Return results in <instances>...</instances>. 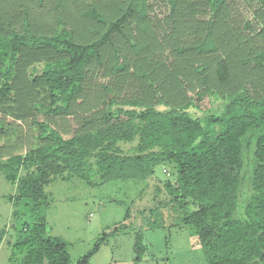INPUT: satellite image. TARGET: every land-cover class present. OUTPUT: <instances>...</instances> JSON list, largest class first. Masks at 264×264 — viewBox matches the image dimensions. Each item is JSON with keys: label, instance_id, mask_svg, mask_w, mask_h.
Returning <instances> with one entry per match:
<instances>
[{"label": "trees", "instance_id": "trees-1", "mask_svg": "<svg viewBox=\"0 0 264 264\" xmlns=\"http://www.w3.org/2000/svg\"><path fill=\"white\" fill-rule=\"evenodd\" d=\"M42 1L30 3L42 7L36 18L56 14L52 32L33 27L29 7L17 22L0 0V104L25 99L21 110L43 115L33 121L37 141L25 152L10 153L12 145L0 144V172L17 183L15 200L31 201L36 212L48 206L45 187L56 177L78 176L92 185L89 171L96 168L97 184L145 180L168 163L176 175L163 183L168 201L182 210V223L197 238L206 264H264V8L261 29L245 32L226 10L233 0H168L167 62L168 38L155 32L147 0L125 6L111 0L121 11L111 19L95 7L81 10L93 19L91 36L84 30L81 40L77 35L86 27L72 13L78 1ZM195 5L210 11V18ZM41 59L39 73L28 78L26 68ZM90 69L103 70L107 81L94 86ZM37 90L45 94L33 101ZM94 93V99L101 96L100 110L89 108L83 116ZM205 94L211 105L197 116L190 109ZM69 114L76 126L65 136L56 124ZM5 131L0 123V136ZM36 216L27 237L16 243L27 250L19 264H69L67 243L47 234L45 216ZM125 227L120 223L112 232ZM106 239V233L99 236L76 264H89ZM145 251L137 231L132 264H141Z\"/></svg>", "mask_w": 264, "mask_h": 264}, {"label": "rangeland", "instance_id": "rangeland-1", "mask_svg": "<svg viewBox=\"0 0 264 264\" xmlns=\"http://www.w3.org/2000/svg\"><path fill=\"white\" fill-rule=\"evenodd\" d=\"M1 1H5V11L12 10L11 14L16 16L17 22L22 17L24 8L29 7V15L31 19L33 17V21L31 20L33 27L41 32L53 31L56 23L54 12L36 18L37 11L42 7L30 3L31 0ZM15 1L18 4L14 3ZM48 1L43 0L42 2L45 4ZM50 1L56 3L58 0ZM59 1L63 4V0ZM77 1L76 8L79 10H73L72 13L82 21V26L86 27L80 31L81 34L77 35L80 40L84 33L82 31L85 30L87 35L91 36L93 27V19L83 17L81 10L87 9L88 6L95 7V10L101 12L107 19L121 13L116 6H110L111 0ZM128 1L122 0L123 6ZM228 6L226 10H232L234 13L235 20H231V22L236 29L253 32V30L259 31L263 26L259 20V11L261 12V8L264 6L258 0H233L228 2ZM195 7L199 11L201 9L203 12L208 11L204 6L202 8L195 5ZM146 8L148 17L155 25V32L158 33L161 40L165 41L172 29L169 24H165L166 16L170 13L169 1L147 0ZM203 15L205 19H208L211 12L208 11ZM152 17L155 19L153 20ZM15 26L20 30L19 23ZM105 27L106 25H102L101 30H104ZM169 41L170 37L165 41V44L163 42L166 47L163 49V55L167 62L172 59L169 54ZM42 62L41 59L26 68L28 78L39 73ZM32 66H35L33 70ZM101 72L98 69L88 71V76L93 79L94 86L99 82L107 81V78L101 77ZM29 80L26 79L28 83ZM209 87L213 88V86ZM195 88L202 90V86ZM251 92L259 93L258 90ZM36 93L38 94L37 99L35 98L33 101L42 99L45 94L38 90L34 92V94ZM95 93L88 102V107L85 106L84 110L81 109L83 116L88 113L89 108L97 113L100 110L101 96L94 99ZM191 94L195 100L198 98L195 91H192ZM211 98L205 94L195 102L197 106L190 111L197 116H203L211 105ZM24 100L21 104L20 101L0 104V123L3 124V129H6L5 132H7V135L0 136V144L12 145L10 153H23L27 147L36 143L35 136L39 127L33 121L43 119V115L36 109L31 108L26 112L21 110L24 109L22 107ZM44 101L47 102L46 98ZM12 107H17L20 110H14ZM64 119L65 121H57L56 125L60 123V128L65 136H70L76 126L74 116L69 114ZM128 146L129 144H126V147ZM7 155L8 153H5L4 157ZM175 176L168 163H161L155 167L152 176L145 180L116 178L97 184L100 181V175L96 168L89 171L90 181L96 183L92 185L78 176H71L68 179L56 177L45 187L48 206L36 212L45 216L48 225L47 234L60 237L67 243L70 254L69 264H76L81 256L92 249L95 240L103 233L107 234V239L91 256L89 264H132L135 257L134 244L137 231H141L142 243L146 247L141 264H206L203 250L198 244L197 238L182 223V210L174 202L168 201L169 195L163 187L164 181L173 180ZM16 192L17 183L6 180L5 172L1 171L0 264H19L23 261L27 250H18L16 243L27 237L28 228L37 219L33 203L27 199L16 201L14 197ZM189 210H192V207ZM126 211L129 213L128 218H125ZM120 223H125L126 227L112 232L115 225Z\"/></svg>", "mask_w": 264, "mask_h": 264}]
</instances>
